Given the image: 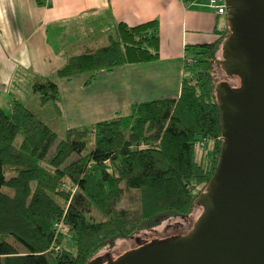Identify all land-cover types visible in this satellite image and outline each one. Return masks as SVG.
<instances>
[{"label":"trees","instance_id":"1","mask_svg":"<svg viewBox=\"0 0 264 264\" xmlns=\"http://www.w3.org/2000/svg\"><path fill=\"white\" fill-rule=\"evenodd\" d=\"M220 45L185 48L179 97L137 103L130 116L87 128L55 131L21 102L6 111L0 94V264H88L117 240L198 208L223 141L215 81ZM160 57L158 20L120 23L107 44L69 56L32 91L40 107L52 102L61 115L60 79L88 74L89 85L101 72ZM208 142L210 157L200 150Z\"/></svg>","mask_w":264,"mask_h":264},{"label":"crops","instance_id":"2","mask_svg":"<svg viewBox=\"0 0 264 264\" xmlns=\"http://www.w3.org/2000/svg\"><path fill=\"white\" fill-rule=\"evenodd\" d=\"M40 2L0 0V94L1 105L8 108L14 102L30 106L28 100L33 96L34 104L39 106L33 82L52 76L69 56L103 46L93 43L96 33L101 32L108 40L120 23L134 27L158 20L160 24L161 57L157 62L101 72L89 85L88 74L58 81L61 115L47 122L58 132L128 117L137 103L179 97L186 76L185 48L221 41L220 55L230 34L227 16H218L205 1ZM225 32L228 36L221 39Z\"/></svg>","mask_w":264,"mask_h":264},{"label":"water","instance_id":"3","mask_svg":"<svg viewBox=\"0 0 264 264\" xmlns=\"http://www.w3.org/2000/svg\"><path fill=\"white\" fill-rule=\"evenodd\" d=\"M227 4L231 31L217 64L239 83L216 88L223 141L209 191L197 201L207 211L189 235L107 264H264V0Z\"/></svg>","mask_w":264,"mask_h":264},{"label":"rangeland","instance_id":"4","mask_svg":"<svg viewBox=\"0 0 264 264\" xmlns=\"http://www.w3.org/2000/svg\"><path fill=\"white\" fill-rule=\"evenodd\" d=\"M226 23L228 24L229 30L231 31L229 20H227ZM75 29L77 30L79 29V27ZM79 30H81V28ZM74 36L75 35H72V38H74ZM105 36L106 35L101 34V32L96 33L93 36L94 38L92 39L93 43L94 44L101 43V45L107 44L108 40ZM65 39H67L66 36ZM67 40H69V38ZM218 57L222 59V54L218 55ZM215 81L217 85L221 84L224 81L235 82L236 84L239 83L238 80H234L233 78H228L226 73L222 70V67L219 65L217 66L215 71ZM33 98L34 96L32 98L29 97L28 103L30 107H32L38 113L40 118H42L43 120L45 119V121H49V119L58 120L56 119V115H54V113L52 112L54 108L52 102H49L44 107H39L34 104ZM37 98H39V96ZM37 98L36 100H38ZM2 106L6 111L10 110L8 106H5L3 104ZM56 125L57 127H60L58 124ZM59 135H60V140L65 139L66 137L65 135L63 136V134L61 133ZM212 146L213 144L211 142H208L207 144L205 143V145L202 148L200 147V150L203 151V155L207 153L209 157L212 156ZM91 147L93 146H90V148ZM206 211H207L206 208L198 206V208H196L188 216L170 218L164 221L163 223H161V225L157 226L153 230H145L140 232L139 234L136 235L135 238L117 240L113 245L104 248L98 254L103 256L105 264H107L109 258H111L112 261L115 262L120 258L127 256L131 253H134L152 243L168 241L173 238L187 236L188 234H190L195 230L194 225L200 221L201 216ZM9 241L13 242L12 239H10ZM65 246L67 248L71 247L72 250L75 251V247L73 246L70 240H67L65 242Z\"/></svg>","mask_w":264,"mask_h":264},{"label":"built area","instance_id":"5","mask_svg":"<svg viewBox=\"0 0 264 264\" xmlns=\"http://www.w3.org/2000/svg\"><path fill=\"white\" fill-rule=\"evenodd\" d=\"M184 2L190 1V3L197 2V1H205L207 5L215 11V13L218 16H227L229 12V7L227 4V0H183ZM185 58V57H184ZM186 62L189 65H193L195 63V60L186 57ZM204 146V143L200 145L202 148Z\"/></svg>","mask_w":264,"mask_h":264}]
</instances>
